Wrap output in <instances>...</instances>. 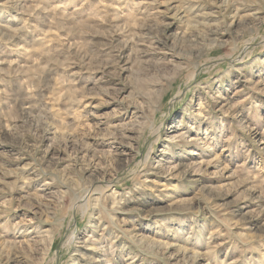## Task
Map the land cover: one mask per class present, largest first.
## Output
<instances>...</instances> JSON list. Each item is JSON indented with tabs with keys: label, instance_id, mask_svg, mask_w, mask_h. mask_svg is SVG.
Returning a JSON list of instances; mask_svg holds the SVG:
<instances>
[{
	"label": "rangeland",
	"instance_id": "rangeland-1",
	"mask_svg": "<svg viewBox=\"0 0 264 264\" xmlns=\"http://www.w3.org/2000/svg\"><path fill=\"white\" fill-rule=\"evenodd\" d=\"M0 264H264V0H0Z\"/></svg>",
	"mask_w": 264,
	"mask_h": 264
},
{
	"label": "bare ground",
	"instance_id": "bare-ground-1",
	"mask_svg": "<svg viewBox=\"0 0 264 264\" xmlns=\"http://www.w3.org/2000/svg\"><path fill=\"white\" fill-rule=\"evenodd\" d=\"M179 137V136H178ZM45 231H47V230H45Z\"/></svg>",
	"mask_w": 264,
	"mask_h": 264
}]
</instances>
